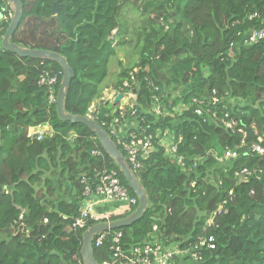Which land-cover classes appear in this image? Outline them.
<instances>
[{
    "label": "trees",
    "instance_id": "16d2710c",
    "mask_svg": "<svg viewBox=\"0 0 264 264\" xmlns=\"http://www.w3.org/2000/svg\"><path fill=\"white\" fill-rule=\"evenodd\" d=\"M20 1L23 18L12 42L67 58L76 74L66 100L73 115H88L110 88L105 85L119 52L138 53L132 67L118 60L111 86L123 93L134 73L130 89L138 96V114L128 115L122 128L134 121L128 137L143 130L154 136V149L137 172L151 203L140 221L110 231L101 247L94 246L98 264L113 262L117 232L126 251L153 241L181 246L189 253L177 259L181 264H264V155L251 150L254 144L264 148V40L244 43L249 32L264 30V0H61L57 16V0ZM134 13L137 29L131 34ZM11 15L0 0V264H83L84 232L138 206L74 229L89 199L86 186L95 191L102 172L116 171L136 196L96 135L63 122L56 103H48L51 92L60 90V65L1 47ZM46 73L57 77L54 85L40 84ZM118 116L119 107L107 101L95 112L110 136ZM226 122L236 126L229 129ZM44 127L52 132L41 140V132L29 136L30 129ZM227 151L238 157L224 158ZM245 168L253 173L249 180L237 176ZM221 205L223 213L209 226ZM117 207L99 205L97 212ZM211 235L216 248L202 250L195 261L190 253L198 239Z\"/></svg>",
    "mask_w": 264,
    "mask_h": 264
},
{
    "label": "built area",
    "instance_id": "2783aa9c",
    "mask_svg": "<svg viewBox=\"0 0 264 264\" xmlns=\"http://www.w3.org/2000/svg\"><path fill=\"white\" fill-rule=\"evenodd\" d=\"M261 40H264V30H253L248 33L247 38L244 43L247 45L257 43ZM135 81L134 73L130 74V79H127L124 83V89L122 92H117L114 94V97L118 94H124V99L122 100L119 106V116L115 118V121L111 127V134L116 139V144L120 146L124 153L126 154V159L130 163L132 169L137 174L142 167L143 161L146 160L149 156V153L153 151L154 136L150 133H147L146 130H143L141 134H130L127 136L126 131L122 130V123L125 122L127 116L136 117L138 110L135 106V102L132 99L136 97V92L131 91L130 81ZM57 82V77L53 78L49 74H45L41 78V85H54ZM126 88L130 90L126 92ZM48 103L53 105L56 103L54 91L49 95ZM128 107V109H127ZM198 113H201L198 111ZM227 128L234 129L236 122H226ZM42 135L39 136V140L42 139ZM262 142V139H259ZM174 143V142H173ZM176 145H172V150L176 151ZM253 153H258L259 155H264V148L261 144H254L251 148ZM93 156L102 157V153L99 151H94ZM238 154L235 152L227 151L224 155V158H236ZM181 166H184V163L179 160ZM253 173L245 168L242 171L237 173V176L241 180H249ZM101 182L95 191L91 189L90 185H87L85 188L84 196L87 199L81 209L79 210V215L76 217L73 223L74 229H85L87 227L89 220H101L108 218L110 215L124 214L129 212L131 208L138 205V199L132 197L127 188H125L119 178V174L116 171H104L101 174ZM229 195L232 196L233 192H229ZM98 198L95 201V198ZM99 199L104 205H118L113 212L109 211L106 214H99L97 212V207L99 206ZM226 204V203H224ZM224 205L219 207L217 213L214 214L213 218L209 221V226L213 225L214 218L218 215L220 216L223 213ZM157 230V227L154 228ZM109 238V232L98 234L94 240V246L101 247L106 240ZM123 233L117 232L111 243V251L113 253V262L110 264H181L177 259L183 258L185 253L181 246L171 248L161 245L159 242H144L138 246H135L130 251H126L122 245ZM216 248V239L213 235L211 236H201L198 239V243L195 246V251L190 253V256L195 260L199 261L201 259L202 250H214Z\"/></svg>",
    "mask_w": 264,
    "mask_h": 264
},
{
    "label": "water",
    "instance_id": "95a60500",
    "mask_svg": "<svg viewBox=\"0 0 264 264\" xmlns=\"http://www.w3.org/2000/svg\"><path fill=\"white\" fill-rule=\"evenodd\" d=\"M12 11L10 25L2 39L1 47L8 52L14 53L21 58H32L43 61H51L58 63L63 71V79L61 82L58 98L56 102L57 113L63 122L72 124H81L90 129L97 137L103 150L118 166L122 176L127 182L129 188L133 191L138 199V207L136 210L125 218L113 221L99 222L88 228L83 234V246L81 255L83 264H98L94 257V240L98 234L110 232L125 227L133 226L140 221L150 207V198L147 188L138 179L137 174L132 169L130 163L123 155L115 141L110 137L101 124L95 119V112L88 115H73L66 110V100L69 95L71 83L75 78V70L69 64L63 55L47 50L31 49L29 47L20 46L12 42V39L18 30L23 18V5L20 0H6ZM60 1L57 0L53 7V15L57 16ZM124 95H118L114 104L118 106L123 100ZM98 198L96 197V200Z\"/></svg>",
    "mask_w": 264,
    "mask_h": 264
},
{
    "label": "rangeland",
    "instance_id": "374dc122",
    "mask_svg": "<svg viewBox=\"0 0 264 264\" xmlns=\"http://www.w3.org/2000/svg\"><path fill=\"white\" fill-rule=\"evenodd\" d=\"M11 18H12V15H11ZM137 19H138V14L134 13V15L131 17V20H130V23H131V34H133L134 31H136V29H137V24H136L137 23ZM135 26H136V28H135ZM133 45H134V43H133ZM119 59L123 61L124 65L126 67H132L138 61V53H137L136 50H132L131 48H127L124 51L119 52L118 58L113 60L111 65H110V78L106 81V85H105L106 87L113 85L115 83V81H116V76H117L118 72L120 71L119 66H118V60ZM106 89L104 88L103 97L105 95V90ZM103 97L95 102L94 106L91 108L92 112L97 110V106L102 101ZM109 97H111V96L109 95ZM136 97L138 99L137 95H136ZM137 99L135 100V98H134L132 100H133V102H136ZM101 201L99 199L100 207L104 206V204L101 203ZM113 211H114V209H113ZM99 214H101L100 211H99ZM106 219H108V218H106ZM100 221H105V220H100Z\"/></svg>",
    "mask_w": 264,
    "mask_h": 264
},
{
    "label": "crops",
    "instance_id": "0c3cea01",
    "mask_svg": "<svg viewBox=\"0 0 264 264\" xmlns=\"http://www.w3.org/2000/svg\"><path fill=\"white\" fill-rule=\"evenodd\" d=\"M112 90H114L112 86H110L109 89L105 90V95H104L102 101L103 100H105V101H109L110 100L109 95L112 97V95L114 94V92H112ZM109 92H110V94H109ZM130 123H131L130 125L127 124V126L125 128H122V130L126 131V130H129V129H131V128H133L135 126L134 125V121H132ZM39 132H41V133H39ZM51 132H52V129L49 128V127H44L43 129H41V128H39V129H30L29 130V136H32V135L37 134V133H39V135L43 136V134H45V133L46 134H50ZM65 188H66V193L68 194L67 198L69 199V201L72 202L73 198H74L73 197L74 196L73 189L71 188V186L68 183L66 184ZM95 201H97L96 198H95ZM111 212H113V210H111Z\"/></svg>",
    "mask_w": 264,
    "mask_h": 264
},
{
    "label": "clouds",
    "instance_id": "9594fccd",
    "mask_svg": "<svg viewBox=\"0 0 264 264\" xmlns=\"http://www.w3.org/2000/svg\"><path fill=\"white\" fill-rule=\"evenodd\" d=\"M3 16V15H2ZM1 16V17H2ZM0 22H1V20H0ZM116 33V32H115ZM112 92H114V94H117V91H115V90H112ZM121 92V91H120ZM136 92V91H135ZM110 93V92H109ZM114 94L112 95V97H110V100L109 101H107V102H110V103H113L114 104V102H115V99H116V97L118 96V95H124V94H118V95H116V97H114ZM137 94V93H136ZM125 98V97H124ZM123 98V99H124ZM105 101V100H104ZM122 102V101H121ZM121 104V103H120ZM120 104L118 105V107L120 106ZM90 112H92L91 110H90ZM94 112H96V110L94 111ZM111 138H112V134H111V136H110ZM113 139V138H112ZM116 143V142H115ZM94 152V151H93ZM92 152V153H93ZM93 155V154H92ZM98 200V199H97ZM138 207V206H137ZM108 221H110V220H108ZM107 221V222H108Z\"/></svg>",
    "mask_w": 264,
    "mask_h": 264
},
{
    "label": "bare ground",
    "instance_id": "6f19581e",
    "mask_svg": "<svg viewBox=\"0 0 264 264\" xmlns=\"http://www.w3.org/2000/svg\"><path fill=\"white\" fill-rule=\"evenodd\" d=\"M60 86H61V85H60ZM58 93H59V92H58ZM58 93L56 94V92H54L56 102H57V98H58Z\"/></svg>",
    "mask_w": 264,
    "mask_h": 264
}]
</instances>
